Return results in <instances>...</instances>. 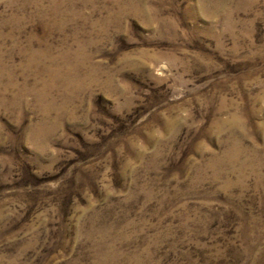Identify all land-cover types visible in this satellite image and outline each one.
Listing matches in <instances>:
<instances>
[{
	"label": "rangeland",
	"instance_id": "374dc122",
	"mask_svg": "<svg viewBox=\"0 0 264 264\" xmlns=\"http://www.w3.org/2000/svg\"><path fill=\"white\" fill-rule=\"evenodd\" d=\"M0 264H264V0H0Z\"/></svg>",
	"mask_w": 264,
	"mask_h": 264
},
{
	"label": "bare ground",
	"instance_id": "6f19581e",
	"mask_svg": "<svg viewBox=\"0 0 264 264\" xmlns=\"http://www.w3.org/2000/svg\"><path fill=\"white\" fill-rule=\"evenodd\" d=\"M136 6V5H135ZM33 54V53H32ZM32 58V57H31ZM51 58V57H50ZM61 60V59H60ZM48 61V60H47ZM47 64V63H46ZM54 65V64H53ZM49 66V65H48ZM41 69V68H40ZM43 69V68H42ZM52 69V68H51ZM55 69V68H54ZM41 71V70H40ZM2 72V71H1ZM43 72V71H42ZM53 73V72H52ZM47 74V73H46ZM49 75H52V74H49ZM53 76V79H54V81L55 80H60V82L62 81L63 82V84H62V86L65 88V84L66 83H68L69 81H70V78H71V74H70V72L68 71V70H66V69H64V70H61V69H56L55 70V72H54V74L52 75ZM51 76V77H52ZM8 78V77H7ZM52 79V80H53ZM51 80V81H52ZM39 82V81H38ZM53 82V81H52ZM51 83V82H50ZM49 83V84H50ZM70 86H71V84H70ZM49 87V86H48ZM69 87V86H68ZM68 87H67V89H68ZM233 156V158H235L236 156L235 155H232ZM235 156V157H234ZM242 157V156H241ZM249 157V156H248ZM226 158V157H225ZM243 158V157H242ZM234 160V159H233ZM232 160V162H234ZM230 161V160H229ZM246 161V160H245ZM240 166V165H239ZM238 169V168H237ZM241 171V170H240Z\"/></svg>",
	"mask_w": 264,
	"mask_h": 264
}]
</instances>
